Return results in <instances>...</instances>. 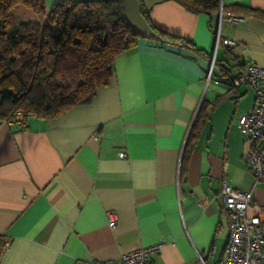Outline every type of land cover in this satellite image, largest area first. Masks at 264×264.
Returning a JSON list of instances; mask_svg holds the SVG:
<instances>
[{"label": "crops", "instance_id": "1", "mask_svg": "<svg viewBox=\"0 0 264 264\" xmlns=\"http://www.w3.org/2000/svg\"><path fill=\"white\" fill-rule=\"evenodd\" d=\"M119 1L142 37L114 58L109 83L54 119L0 122V264H94L155 243L152 264H221L224 173L264 206V179L247 169L237 125L255 95L235 113L253 89L230 79L250 63L264 67V20L218 25L215 15L210 24L174 0ZM221 4L264 11V0ZM216 33L237 44L215 47ZM199 106L204 121L187 141Z\"/></svg>", "mask_w": 264, "mask_h": 264}, {"label": "trees", "instance_id": "2", "mask_svg": "<svg viewBox=\"0 0 264 264\" xmlns=\"http://www.w3.org/2000/svg\"><path fill=\"white\" fill-rule=\"evenodd\" d=\"M174 1L191 13L207 15L210 24L221 4ZM222 11L264 20V11L244 5H222ZM14 14L34 19L17 21ZM143 16L148 18L145 12ZM151 28L167 41L192 46ZM141 37L126 21L119 0H60L49 10L43 0H0V122L17 111L54 119L89 102L97 87L109 83L114 58L134 48ZM203 121L199 106L187 141Z\"/></svg>", "mask_w": 264, "mask_h": 264}, {"label": "built area", "instance_id": "3", "mask_svg": "<svg viewBox=\"0 0 264 264\" xmlns=\"http://www.w3.org/2000/svg\"><path fill=\"white\" fill-rule=\"evenodd\" d=\"M218 25L222 21L232 24L241 16L222 11V5L216 13ZM218 43L233 46L235 41L219 37L216 33L215 47ZM214 57L210 60L206 81L210 79ZM233 86L248 84L254 91V103L251 110L243 114L238 129L246 146L243 155L246 166L255 182L264 179V67L250 63L246 69L230 75ZM26 116L17 111L7 123L23 126ZM124 157V152L118 153ZM220 199L228 215L227 240L221 264H264V206L259 205L252 191L236 189L228 184L225 173L220 182ZM108 226L113 228L116 216L106 212ZM162 244L155 243L140 246L123 253L118 259L97 261L94 264H152V256L160 252Z\"/></svg>", "mask_w": 264, "mask_h": 264}, {"label": "rangeland", "instance_id": "4", "mask_svg": "<svg viewBox=\"0 0 264 264\" xmlns=\"http://www.w3.org/2000/svg\"><path fill=\"white\" fill-rule=\"evenodd\" d=\"M14 15H15L17 21H26L28 18L27 16H31V15H26V14H14ZM13 24H15V23L14 22L12 23L11 28L13 27ZM253 95H254L253 91L249 88L248 92L242 96L241 102L237 106L235 113L240 110L239 108H243V106H246V105L252 103Z\"/></svg>", "mask_w": 264, "mask_h": 264}]
</instances>
